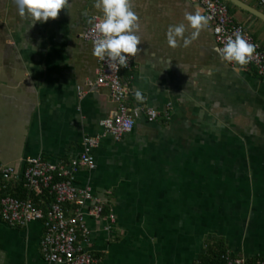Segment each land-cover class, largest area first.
Returning a JSON list of instances; mask_svg holds the SVG:
<instances>
[{
    "label": "crops",
    "instance_id": "0c3cea01",
    "mask_svg": "<svg viewBox=\"0 0 264 264\" xmlns=\"http://www.w3.org/2000/svg\"><path fill=\"white\" fill-rule=\"evenodd\" d=\"M130 3L141 42L133 69L121 73L126 102L158 116L139 117L114 140L99 123L116 105L107 87L87 85L96 58L80 37L102 15L94 0H66L57 18L34 25L15 0H0V161L20 173L31 156L68 164L84 137L100 136L95 167L73 172L75 186L104 203L103 214L85 215L93 264H195L216 241L247 260L264 258V78L222 60L206 26L188 47L168 45L169 25L183 23L190 36L184 16H204L200 5ZM238 23L250 34L256 26L250 18ZM42 235L40 221L0 219V264H51Z\"/></svg>",
    "mask_w": 264,
    "mask_h": 264
},
{
    "label": "built area",
    "instance_id": "2783aa9c",
    "mask_svg": "<svg viewBox=\"0 0 264 264\" xmlns=\"http://www.w3.org/2000/svg\"><path fill=\"white\" fill-rule=\"evenodd\" d=\"M203 9L207 18V29L211 32L217 48L223 47L229 36L239 30L248 43L253 45L254 51L249 62L243 66L235 61L227 62L240 69L254 68L256 73L264 78V50L259 41L255 40L247 29L236 22L229 14L228 8L221 0H189ZM264 12V0H256ZM100 15L92 16V23L80 35L89 43L91 50L93 41L98 38L93 30V24L100 19ZM96 58L95 79L87 83L88 86L107 87L110 97L116 105L115 110L100 121L103 135H109L119 140L130 132L136 119L143 117L148 122L154 121L157 110L140 105L130 106L126 98L130 93L128 85L122 80V72L133 69V56L129 57L128 67L109 69L108 64ZM79 95L81 96V91ZM100 140V136H86L83 138V151L68 164L52 162L41 156H31L24 160V169L20 173L13 165L0 161V219L10 226H23L31 221H40L43 235L40 250L43 259L51 264H93L94 258L88 252L86 243L88 230L85 226V215L99 216L104 213V203L91 192L89 187H77L73 183V172L77 167L93 169L94 159L91 149ZM23 182L25 187L34 194L47 192L51 201L46 208H38L31 198L19 199L7 193V190ZM90 203L91 205L87 204ZM87 208L86 212L83 211ZM110 223H114L115 216L111 211L105 213ZM81 236V238H80ZM221 258L224 264H264V260L257 257L251 261L233 255L226 250ZM199 264V263H198Z\"/></svg>",
    "mask_w": 264,
    "mask_h": 264
},
{
    "label": "clouds",
    "instance_id": "9594fccd",
    "mask_svg": "<svg viewBox=\"0 0 264 264\" xmlns=\"http://www.w3.org/2000/svg\"><path fill=\"white\" fill-rule=\"evenodd\" d=\"M65 3L66 0H15L19 15H27L33 25L57 18L59 11L65 8ZM94 7L99 9L102 15L93 24L98 38L93 41L92 55L106 62L109 69L128 67L129 57L136 54L139 50L137 46L141 42L134 31L138 27V17L132 10L130 0H94ZM184 18L193 31L190 36H185L183 23L169 25L166 39L170 47H176L178 40H182L183 46L188 47L207 24V18L199 12H186ZM216 51L222 60L235 61L243 66L249 62L254 48L237 30L227 38L223 47L217 48ZM135 97L137 100L142 99L139 91L135 93Z\"/></svg>",
    "mask_w": 264,
    "mask_h": 264
},
{
    "label": "trees",
    "instance_id": "16d2710c",
    "mask_svg": "<svg viewBox=\"0 0 264 264\" xmlns=\"http://www.w3.org/2000/svg\"><path fill=\"white\" fill-rule=\"evenodd\" d=\"M223 3L226 4L227 8H228V12L230 14V16L232 17L234 10L232 9V6L237 8L236 6H234L233 4H231L230 2L226 1V0H221ZM239 9V8H237ZM259 9V8H258ZM240 11H243L241 9H239ZM262 12L263 10L260 9ZM245 12V11H243ZM247 13V12H246ZM252 16V15H251ZM254 19L260 21L263 26L264 23L259 20L258 18L252 16ZM251 36L257 40L256 38V34H251ZM261 44V48L264 50V41L260 42ZM7 193L17 197L19 199H25V198H31L33 200V202L35 203V206L38 208H44V205H48L49 202L51 201V197L48 195V193L45 191L42 194H34L32 192H30L24 185L23 182H18L17 184L11 186L8 190ZM226 251L225 246L223 245V243L221 241H216L214 243L211 244H207V249L205 250V252L198 258V261L195 264H224L221 255ZM264 260V258H261ZM251 261V260H249Z\"/></svg>",
    "mask_w": 264,
    "mask_h": 264
},
{
    "label": "rangeland",
    "instance_id": "374dc122",
    "mask_svg": "<svg viewBox=\"0 0 264 264\" xmlns=\"http://www.w3.org/2000/svg\"><path fill=\"white\" fill-rule=\"evenodd\" d=\"M247 3H249V4H251V5H253V6H255V7H257V8H259V9H262V7L260 6V5H258V3H256V1H254V0H245ZM232 9L234 10V13H233V19H235L236 21H238V22H244V21H246V19H253V20H255L256 21V26H252L249 30H250V32L251 33H253V34H256V29H255V27L256 28H259V29H262L263 30V34H264V26H263V24L260 22V21H258V20H256V19H254L251 15H249L248 13H246V12H243V11H240L239 9H237V8H235V7H233L232 6ZM259 40L261 41V42H263V37H259Z\"/></svg>",
    "mask_w": 264,
    "mask_h": 264
},
{
    "label": "water",
    "instance_id": "95a60500",
    "mask_svg": "<svg viewBox=\"0 0 264 264\" xmlns=\"http://www.w3.org/2000/svg\"><path fill=\"white\" fill-rule=\"evenodd\" d=\"M226 1L230 2L237 8L253 15L254 17L258 18L264 23V12H262L261 10L247 4L246 2L242 0H226Z\"/></svg>",
    "mask_w": 264,
    "mask_h": 264
}]
</instances>
